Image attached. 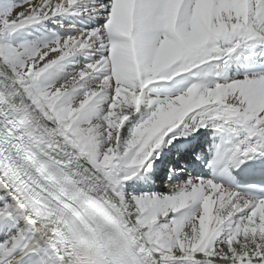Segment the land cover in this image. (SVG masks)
<instances>
[{"label":"snow or ice","instance_id":"1","mask_svg":"<svg viewBox=\"0 0 264 264\" xmlns=\"http://www.w3.org/2000/svg\"><path fill=\"white\" fill-rule=\"evenodd\" d=\"M0 264H264V0H0Z\"/></svg>","mask_w":264,"mask_h":264}]
</instances>
